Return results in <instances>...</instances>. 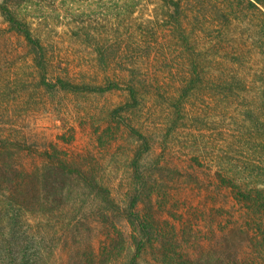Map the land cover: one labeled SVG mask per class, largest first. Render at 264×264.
<instances>
[{"label":"rangeland","instance_id":"obj_1","mask_svg":"<svg viewBox=\"0 0 264 264\" xmlns=\"http://www.w3.org/2000/svg\"><path fill=\"white\" fill-rule=\"evenodd\" d=\"M10 1L49 49L57 75L102 83L105 75L94 51L99 40L123 62L143 58L144 72L155 80L145 98L149 104L126 114L114 111L126 99L122 91L67 92L45 86L25 40L0 15V208L13 202L28 210L26 228L41 241L43 264H104L108 258L105 264H125L140 241L141 264L179 263L192 255L203 263L247 264L253 256L254 264H264L263 248L253 246L256 226L245 219L251 213L217 172L227 156L239 163L250 156L246 146L234 143L244 136L238 114L246 99L226 107L205 91L211 95L192 100V108L202 112L196 115L200 120L180 122L178 132L165 139L169 120L162 95L176 89L185 53L165 4ZM182 6L179 13L188 14L187 7L191 17L209 16L214 9L200 0H184ZM239 15L244 24L237 31L252 32L258 21L253 23L247 12ZM193 21L190 26H197ZM206 34H212L211 28ZM45 80L56 82L48 75ZM62 164L85 174H70ZM94 183L109 190L114 205ZM132 213L143 221V231L138 220L129 221ZM120 253V259L110 260Z\"/></svg>","mask_w":264,"mask_h":264},{"label":"trees","instance_id":"obj_2","mask_svg":"<svg viewBox=\"0 0 264 264\" xmlns=\"http://www.w3.org/2000/svg\"><path fill=\"white\" fill-rule=\"evenodd\" d=\"M161 1L167 8L166 15L174 19L173 21L170 19L172 22L169 25L173 32H178L182 43L181 52L187 54V56L183 54L182 73L176 89L162 95L166 104L165 121L169 120L165 139L168 141L169 137L178 132L180 122L183 123L202 114L201 110L195 111L192 108V100L197 101L199 94L203 95L202 99L211 95L205 91L210 90L216 98L220 97V102L226 107H237L238 101L242 98L246 99L243 113L237 112L238 116L241 115L240 119L244 125L242 130L244 136L242 139L241 134L238 135L234 143L241 142L246 146L250 156L241 163L227 156V159L222 160V168H219L217 172L234 198L252 214L254 219L249 213L248 218L245 219L248 224L256 226L253 236L251 235L257 238L253 246L258 249L261 246L264 250V0H200L201 4L212 3L215 10L213 9L209 16L204 13L194 17H191L190 9L187 7L185 9L188 14L179 13V9L183 8L184 0ZM244 12L249 14L253 23L255 20L258 21L252 24L250 33L237 31L244 24L239 15ZM253 14L255 16H251ZM0 15L10 28L25 40L35 68L45 86L67 92L122 91L126 99L115 108L114 111L118 114H126L133 110L143 111L140 107L149 104V100L145 98L148 99L147 94L151 95L155 80L153 81L150 75L144 72L143 58L136 60L135 57L132 62H123L118 52L109 53L111 49L103 42L96 40L94 51L99 69L105 75L104 81L99 84L75 82L68 77L64 78L56 74L49 49L34 33L31 25L21 18L10 0L0 2ZM194 18L197 26L191 27L190 22H194ZM210 28L212 34L207 35L206 31ZM231 35L236 36L233 40L227 41ZM242 37L247 38L245 42H240L239 46L230 47L232 41ZM207 59H210L211 64H205ZM47 75L54 78L56 82H46ZM207 93L208 95H205ZM247 93L251 96L249 97ZM195 119L200 120V116ZM133 129L136 133H140L141 138L147 140L148 137L144 133L139 132L137 128ZM1 144L4 145L0 142V149ZM137 155L140 157L141 152L139 151ZM54 162L52 161L53 166L59 169L60 166L57 168ZM62 167L65 171L67 168L70 174L76 173L80 177L85 174L84 171L76 168L74 170L65 164H62ZM94 184L96 188H100L104 200L114 205L109 198V190L99 183ZM128 217L129 221L138 220V225L143 231V221L136 213ZM27 218L28 210L15 207L13 202L0 208V264H43L41 241L36 242L34 240L36 235L28 232L30 229L26 228ZM141 243L142 241L125 264H141ZM120 257L121 253L110 257V260L120 259ZM104 261L105 259L102 262ZM176 262L173 264H212L211 261L203 263L199 257L196 259L193 255L181 257L180 262ZM254 263L256 260L252 256L247 264ZM233 264H236V261Z\"/></svg>","mask_w":264,"mask_h":264}]
</instances>
